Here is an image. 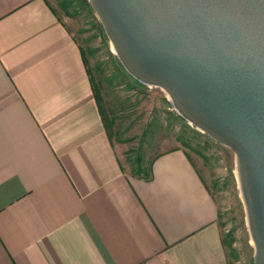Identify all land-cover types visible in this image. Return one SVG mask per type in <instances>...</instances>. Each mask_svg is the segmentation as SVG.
Instances as JSON below:
<instances>
[{
    "label": "crops",
    "instance_id": "crops-1",
    "mask_svg": "<svg viewBox=\"0 0 264 264\" xmlns=\"http://www.w3.org/2000/svg\"><path fill=\"white\" fill-rule=\"evenodd\" d=\"M82 56L47 0H0V264H227L197 166L125 171Z\"/></svg>",
    "mask_w": 264,
    "mask_h": 264
},
{
    "label": "water",
    "instance_id": "water-1",
    "mask_svg": "<svg viewBox=\"0 0 264 264\" xmlns=\"http://www.w3.org/2000/svg\"><path fill=\"white\" fill-rule=\"evenodd\" d=\"M123 69L235 156L264 264V0H88Z\"/></svg>",
    "mask_w": 264,
    "mask_h": 264
},
{
    "label": "rangeland",
    "instance_id": "rangeland-1",
    "mask_svg": "<svg viewBox=\"0 0 264 264\" xmlns=\"http://www.w3.org/2000/svg\"><path fill=\"white\" fill-rule=\"evenodd\" d=\"M47 2L78 43L88 76L99 85L109 137L121 149L122 168L130 172L131 161L143 176L155 154L182 148L216 203L227 264H253L233 152L184 120L163 89L133 81L118 65L99 19L83 0Z\"/></svg>",
    "mask_w": 264,
    "mask_h": 264
},
{
    "label": "trees",
    "instance_id": "trees-1",
    "mask_svg": "<svg viewBox=\"0 0 264 264\" xmlns=\"http://www.w3.org/2000/svg\"><path fill=\"white\" fill-rule=\"evenodd\" d=\"M83 2H85L87 4V6L91 9V6L88 2V0H83ZM101 30L102 29V26L100 25L99 26ZM83 57V56H82ZM83 62L85 63V60L83 58ZM118 65H120V63L117 61ZM131 77V76H130ZM132 78V77H131ZM133 81L137 84H141L140 82H138L137 80H135L134 78H132ZM89 81H90V86H91V92H92V95H93V98H94V101H95V104L97 106V110H98V113H99V116L101 118V121L103 123V126L107 132V135L109 136V131H108V126L106 124V118H105V112H104V109H103V105H102V97L100 95V90H99V85L96 83V82H93V80L91 79V77H89ZM139 157L135 160L136 162V166L139 164ZM129 165L131 167V170H130V173L134 176H137L139 178H143V179H147L149 177V169H150V162L148 163V166L147 168L142 172L143 173V176H141V172L136 170V167H134L133 165V162L129 161Z\"/></svg>",
    "mask_w": 264,
    "mask_h": 264
}]
</instances>
